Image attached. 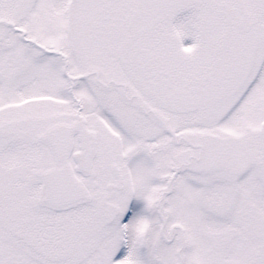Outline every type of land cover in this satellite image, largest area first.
<instances>
[{"label": "snow or ice", "instance_id": "obj_1", "mask_svg": "<svg viewBox=\"0 0 264 264\" xmlns=\"http://www.w3.org/2000/svg\"><path fill=\"white\" fill-rule=\"evenodd\" d=\"M0 264H264V0H0Z\"/></svg>", "mask_w": 264, "mask_h": 264}]
</instances>
